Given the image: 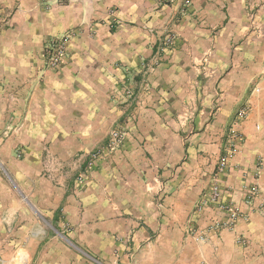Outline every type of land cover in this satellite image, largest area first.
<instances>
[{
  "label": "crops",
  "instance_id": "1",
  "mask_svg": "<svg viewBox=\"0 0 264 264\" xmlns=\"http://www.w3.org/2000/svg\"><path fill=\"white\" fill-rule=\"evenodd\" d=\"M39 3L0 0V24L8 21L2 23L0 37H24L27 22L34 17L41 34L61 35L70 28L82 31L71 45L75 62L62 76L31 78L25 61L4 62L0 67V117L12 101L9 110L21 108L26 118L21 129L23 162L10 152L17 142L5 145L0 140V159L16 181L23 183L10 163L13 158L15 165L38 160L39 150L49 139L55 146L58 142L61 147L66 145L65 139L53 135L55 129H45L44 117L55 116L46 110L56 109L63 97L77 103L80 93L90 88L109 93L124 76L115 63L126 60L128 52L135 59L152 55L158 39L171 31H177L179 41L155 79L170 91V100L198 102L193 118L201 128L186 133L185 126L174 124L167 146L178 151L176 156L185 157L170 188L160 195L161 204L140 206L129 216L126 208L119 209L118 216L107 208L108 216L97 218L94 209L78 207L69 196L53 191L47 196L33 189L31 180L29 185H21L31 202L25 205L0 175L3 264H95L101 260L118 264H264V0H174L159 10L156 0H71L70 17L59 7L47 16ZM113 5L120 6L122 14L116 32L110 29L107 14ZM182 6L183 15L175 20ZM91 13L106 19L96 23L97 17L92 18ZM92 28L95 39L89 41ZM4 44L7 58L6 49L12 43ZM101 52L111 56L108 61L103 57L104 63L94 61L98 64L93 67L86 55ZM13 69L23 72L14 75L9 72ZM218 102L217 109H212L211 103ZM183 112L190 116L188 110ZM229 123H233L230 129ZM71 142L77 146L78 138ZM223 159L227 162L219 177L223 199L241 215L233 226L213 230L208 241L197 242L187 232L190 220L202 230L212 219L226 218L210 207L201 212L194 209L208 194L202 193L208 185L207 175ZM179 173L185 175L184 180L179 189H173ZM255 185L257 195L247 204L246 195ZM128 245L132 252H126ZM117 249L120 255L114 256Z\"/></svg>",
  "mask_w": 264,
  "mask_h": 264
},
{
  "label": "rangeland",
  "instance_id": "2",
  "mask_svg": "<svg viewBox=\"0 0 264 264\" xmlns=\"http://www.w3.org/2000/svg\"><path fill=\"white\" fill-rule=\"evenodd\" d=\"M38 1L42 5L41 11L47 16L53 15L55 7L61 8L66 16H71V0ZM173 1L156 0L158 10L165 5H170ZM84 8L87 10V7L84 6ZM182 8L177 12L175 20L182 17L185 7L182 6ZM108 9L109 27L116 32L120 30V23L117 21L121 19V8L113 5ZM91 16L97 17L94 18L96 23L106 19V16L102 14L91 13ZM7 22H1L0 29L3 28L2 23L6 25ZM27 25L29 29L24 37H0V67L4 62H28L27 72L30 73L31 78H49L62 76L61 73L64 71L70 72V67L75 62L71 45L82 29L70 28L61 35L45 34V32L41 34L35 17L29 21V24L27 22ZM7 27L11 28L10 25ZM95 34L96 31L92 28L90 37ZM61 38L66 41L67 51L60 65L54 66L46 55V46L51 41ZM94 39L93 37L89 41ZM6 41L12 43L6 49L7 58L3 54ZM178 41L177 31H171L158 39L152 55H138L135 59L133 57L135 55L128 52L125 56L126 60L115 63V67L120 68L124 76L118 80L115 87H111L109 93L103 92L102 89L95 92L90 88L89 91L80 93L77 103L69 97H63L56 103V109L46 110L47 114H55V116L44 117L45 129H55L53 135L58 139L60 137L65 139L66 145L61 147L58 142V146H55V143L53 144L49 139L47 143H44L42 150H39L41 155L39 153L38 160L16 165L13 163L14 158L23 162L24 145L21 129L26 118L23 117L21 108L9 110L13 103L7 102V109L1 113L0 117L2 125L0 140L3 138L5 145L8 141H11L10 145L18 143L16 149L13 151L12 147L10 151L14 157L10 163L15 169V175L22 176L23 183L15 180L1 159L0 175L10 189L17 193L23 204L31 203L21 187L22 184L29 185V180L33 189L37 188L42 194L49 196L53 191L55 195L63 194L65 197H71L78 207L94 209V215L97 218L108 216L107 208H110L112 215L116 216L119 209L126 208L128 211L126 214L129 216L133 215L134 210L140 206L151 205L152 202L162 203L159 197L170 188L169 183H172L173 176L185 157L183 154L181 157L176 156L177 150L168 149L167 144L172 136L169 134L172 133V127L178 123L180 127H186V133L192 132V129L201 128L193 118V111L198 106V102L170 100L168 95L170 91L162 84H157L155 79L158 68L169 60L168 56ZM93 51L97 52V46L93 48ZM110 56L101 52L86 55V58L93 63L94 61L100 63L103 57L108 61ZM97 64L94 63L93 67ZM2 72L1 70L0 74ZM9 72L21 75L23 71L13 69ZM217 105L220 103H211L210 106L212 109H217ZM183 109L188 110L190 116H187V113L184 114ZM3 114L4 117H2ZM241 115H246L245 110L241 112ZM232 120L234 122L235 119ZM185 122L187 124H184ZM228 127L232 128L233 123H229ZM76 137L78 138L77 146L71 142ZM220 163L221 161L216 164L213 172L207 175L208 185L202 193L209 192L216 173L219 172ZM184 177L185 175L179 173L175 183L172 184L173 189H179L178 184H182ZM202 200L195 203L196 212L205 211L209 207L210 210L215 211L214 205L203 204ZM214 221L218 220L212 219V222ZM189 224L187 232L195 241L201 242L195 239L194 233L203 231L208 233L206 240L208 241L213 231L210 225L200 230L196 227L194 220H190ZM64 228L69 229V225L65 223ZM133 230L131 229L132 232ZM116 240L119 241L117 237ZM130 247V245L126 246V252H132L128 250ZM119 255L117 249L114 256ZM95 264L118 263L115 260L114 263L101 260L100 263Z\"/></svg>",
  "mask_w": 264,
  "mask_h": 264
},
{
  "label": "built area",
  "instance_id": "3",
  "mask_svg": "<svg viewBox=\"0 0 264 264\" xmlns=\"http://www.w3.org/2000/svg\"><path fill=\"white\" fill-rule=\"evenodd\" d=\"M42 1H50V0H42ZM67 51L66 41L61 39H56L48 43L46 46V55L48 59L53 63L54 66H59L62 62ZM260 164L262 161L260 160ZM227 167V162L223 159L220 163L219 172L216 173L215 179L211 184L210 190L206 196L203 197V204H212L216 207L219 213H223L226 215V218L223 221H214L210 226L211 230H218L225 227H231L234 225L236 220L240 217V213L236 208H233L227 201L223 199V191L221 188V184L219 182L220 174ZM258 186L255 185L251 191L246 195V203L250 204L255 196L257 195ZM194 237L196 240L205 242L208 238L207 232H197L194 233ZM26 262V261H25ZM0 264H3L2 256L0 253Z\"/></svg>",
  "mask_w": 264,
  "mask_h": 264
}]
</instances>
